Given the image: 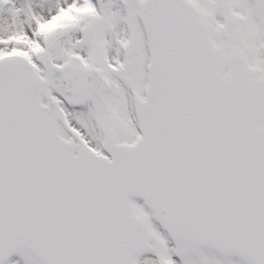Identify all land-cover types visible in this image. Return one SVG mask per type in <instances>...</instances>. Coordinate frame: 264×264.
<instances>
[{
  "label": "snow or ice",
  "instance_id": "obj_1",
  "mask_svg": "<svg viewBox=\"0 0 264 264\" xmlns=\"http://www.w3.org/2000/svg\"><path fill=\"white\" fill-rule=\"evenodd\" d=\"M0 264H264V0H0Z\"/></svg>",
  "mask_w": 264,
  "mask_h": 264
}]
</instances>
